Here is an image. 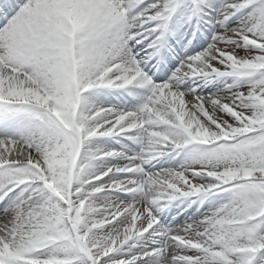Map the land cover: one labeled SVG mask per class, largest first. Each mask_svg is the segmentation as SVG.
I'll list each match as a JSON object with an SVG mask.
<instances>
[{
    "label": "snow or ice",
    "instance_id": "obj_1",
    "mask_svg": "<svg viewBox=\"0 0 264 264\" xmlns=\"http://www.w3.org/2000/svg\"><path fill=\"white\" fill-rule=\"evenodd\" d=\"M0 264H264V0H0Z\"/></svg>",
    "mask_w": 264,
    "mask_h": 264
}]
</instances>
